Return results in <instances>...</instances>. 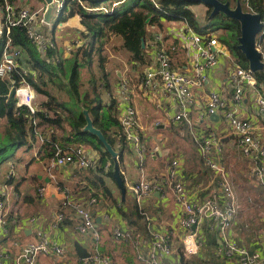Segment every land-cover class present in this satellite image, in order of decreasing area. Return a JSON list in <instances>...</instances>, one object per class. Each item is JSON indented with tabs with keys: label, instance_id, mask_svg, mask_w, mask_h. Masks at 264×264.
<instances>
[{
	"label": "built area",
	"instance_id": "2783aa9c",
	"mask_svg": "<svg viewBox=\"0 0 264 264\" xmlns=\"http://www.w3.org/2000/svg\"><path fill=\"white\" fill-rule=\"evenodd\" d=\"M65 0H53L60 13ZM107 11V9H106ZM147 20L146 33L155 52L154 63L145 71L144 79L140 82L142 89L149 93H160L158 106L163 100L176 105L175 121H190L189 109L199 113L200 121L217 115L225 122L223 133L217 134L206 130L191 128L192 138L198 148L200 156L211 170V189L207 195L201 196L202 187L190 190L184 179L185 161L175 156L167 164L164 175L154 178L143 177L140 181L128 184L144 217V228L122 229L116 227L113 236L118 241L131 242L136 250L137 259L141 264H165V260L174 257L175 246L168 231H161L154 226L153 218L141 207L142 201L154 192H164L168 188L173 193L174 200L180 208V228L182 232L181 245L186 256L197 255L201 252L205 239L204 232L218 235L220 246L218 255L227 264H264V258L252 254L245 244L239 243L233 233V225L239 215L240 204L227 173L224 163V153L230 144L249 161L251 176L264 186V140L258 134L264 129V90L259 89L255 73L249 66L243 67L235 60L229 66L227 90L221 87L210 88L204 103L196 98L194 87L204 89L210 81V74L218 67L221 56H231L227 47L214 32L201 34L185 20H172L170 28H161ZM46 11L30 9L21 6L17 0H3L0 22V35L5 38L3 58L0 61V77H12L15 72L26 74L30 70L18 61L22 56L20 47L11 44V31L15 27L26 29L28 37L37 46L39 52L44 53L50 48H58L57 40L46 34ZM171 22V21H170ZM173 40L169 44V40ZM178 41V42H176ZM77 44V43H76ZM180 45L185 51L188 63L184 68L175 66L172 51ZM78 45V44H77ZM69 47L68 51H72ZM256 47L261 53L263 67L260 70L264 85V30L256 39ZM233 58V57H232ZM18 68H21L18 71ZM33 75H36L33 72ZM248 86V89L246 87ZM17 106L25 107L31 115L41 110L37 101V93L32 84L22 77L14 87ZM121 117L120 138L131 145L138 159L141 170L147 159L148 148L143 140L138 112L134 104V90L129 80L119 82ZM249 101L256 113L251 116L243 114L245 102ZM47 114V113H45ZM40 119L32 118L35 133L40 140L50 142L48 135H43L39 128ZM54 156L51 167L73 166L79 169L97 171L101 154L84 145L65 149L57 142H52ZM13 173V172H11ZM63 210L53 216V225L58 227L65 220L64 210L71 209L80 217L77 225L82 235H89L92 241L99 242L100 234L96 228L92 212L104 202L101 195L79 200L72 195V190L63 187ZM44 188L39 189L43 193ZM9 202L8 193H0V235L9 233L7 227L6 203ZM41 219L31 220L38 225ZM36 240L24 245L19 254H13L9 249L0 250L3 264H36L41 256L62 258L65 247L55 243L40 227L35 229ZM80 264H115L109 254L101 253L98 246L90 251L89 257L81 259Z\"/></svg>",
	"mask_w": 264,
	"mask_h": 264
},
{
	"label": "crops",
	"instance_id": "0c3cea01",
	"mask_svg": "<svg viewBox=\"0 0 264 264\" xmlns=\"http://www.w3.org/2000/svg\"><path fill=\"white\" fill-rule=\"evenodd\" d=\"M17 1L21 6L46 11V19H48L49 22L45 26V31L57 40L58 51L59 54L62 55L63 59L68 60L72 58V52L68 51L70 46L73 47L72 45H74V43L81 44L85 42V38L81 34V32L85 31V26L81 23V16L79 14L70 16L64 21H59L58 17L60 13L56 10V20L54 23V19L52 17L53 10L49 16V3L47 0ZM113 1L114 6H118L123 2L119 0ZM1 16L2 6L0 5V22ZM169 22L170 21L162 20L163 29L171 27L169 26ZM171 24H173L172 21ZM2 37L3 36L0 35V61L3 58V48H1ZM169 41V44H172L173 40L171 39ZM146 44L151 46H148V48L146 47L148 54L147 64L146 66L144 65L145 69L141 72L138 71L136 73L132 68H129L128 58L131 59V53L124 47V40L121 35L111 36L107 40L106 46L104 47L103 54L106 56V77H104L102 72L101 74L98 73L94 63L80 69L82 93H89L92 97V92L96 86L101 95V110L100 117L97 118L98 122L101 121V116L106 114H110L113 117L120 119L121 107L119 102V82L124 79L129 81L131 80L130 82L134 90V104L138 112L143 140L149 147V155L145 164V173L144 168L143 170L140 169L138 159L131 145H126L122 148V143L116 139V148L114 149L119 153L118 160L120 170L127 186L125 198L122 197L121 190L114 177H104L107 186L112 189L114 198H117L118 202L120 201L119 204L116 205L110 197L104 195L99 188L94 186V182L99 175L98 171L84 170L73 166L51 167V158L47 155L49 151L39 138L36 137L34 140H31L28 145L13 149V153L10 158H8L6 163L7 172L5 174V180L0 182V186L7 184L12 186L14 185L15 191L20 193V195L23 194V196L21 200L19 198L20 201L18 204L17 201L15 205L13 204V201L6 203V213L8 212V216H12V218L17 216L19 222H14L12 220L13 222L11 221V223L9 222L10 224H7L9 233L1 241V243L4 244L3 246L8 247L5 249H9L13 254L21 253L24 245L30 241L36 240L37 236L35 229L40 227L55 243H58L59 245L66 248V246L75 247L76 243H80L90 252V249L86 244L92 243L93 241L89 235H82L78 231L77 225L81 219L77 213L66 208L64 210L66 218L63 223L58 227H54L53 225L54 214L63 210V201L65 196L61 189L64 186H69L72 189V195L79 200H85L93 195H103L104 202L92 212V216L95 220L96 228L100 233L101 242L103 238L102 250L104 253L111 255L114 258L115 264H141V262L137 259L136 250L131 242L118 241L113 237V230L116 227H120L122 229L144 228V217L137 218L133 213L137 202L133 193L128 188V184L136 183L143 177L151 179L164 175L167 164L170 160L175 156H179L185 161L184 179L188 188L193 190L196 187H202L203 190L200 193L201 196L209 193L212 186L211 170L203 163L192 135L190 136L188 133H191L190 131L192 127L195 130H206L207 132L218 134L223 133L225 122L222 118L219 119V117L217 119L209 117L208 119L200 121L198 111L193 108L189 109L190 121H175L174 116L177 108L174 103L163 100L162 105L158 106L160 93L158 91L156 94L149 93V91L142 89L140 86V82L145 78L144 75L146 69L153 65L155 58L153 45L148 37H146ZM176 45L177 48L172 51V57L175 61L174 64L175 66L184 68L188 63L187 55L180 45ZM227 57H225V55L220 57L219 65L210 74V81L204 89L194 87L193 90L199 102L204 103L211 87H221L224 90H227L228 96L231 95L227 77L229 66L231 65V62H233V58L232 56ZM124 58L127 59L124 60ZM117 65H119L120 68L117 67ZM88 74L90 75L86 81L84 76ZM94 80L96 82L95 85L92 84ZM106 81L109 86L106 85ZM246 89H248V86ZM259 89L263 91L264 85L260 84ZM38 94L37 100L39 105H41L43 101H47L48 97L42 94H40L41 97H38ZM80 106L83 107V103H81ZM255 113V108L249 101H246L243 114L253 117ZM90 116L94 123L95 117L91 114ZM63 117L67 118L70 116H65L63 114ZM3 122L6 121L3 119L2 122H0V131L3 130ZM119 126L120 123L118 126L112 125L109 128V132L114 138H116V134L114 135L113 133H117ZM39 128L43 135H48L50 138L55 137L54 139L56 142L67 145L66 147L71 148L81 144L87 146L88 149H93L101 153L89 144H82L73 141L70 138L73 128L70 122L66 119L63 121V124L59 126H51L40 121ZM258 134L264 140L263 128L258 130ZM226 150H228V148ZM227 153L224 156L225 165ZM15 160L19 163V166H15ZM127 162L131 163V165L135 168V172L129 169V164L127 165ZM108 164H110V162ZM249 166L251 167V165ZM3 169L4 166L0 163V177L4 171ZM226 169L236 192L238 191V188L240 189V185H238L237 182L240 183V180H243V178H248V174L249 177H252L250 169L247 173L244 169L239 167L237 169L232 167L230 171V168L226 165ZM114 170L115 166L113 168V173ZM230 173L233 174V179ZM10 174L13 175L11 178L12 182H10L11 184L8 183ZM251 181L252 183H255V186L257 187L255 190L258 191L259 188L264 189V186L259 185L255 179H252ZM40 188H44L43 193H39ZM263 192L259 193L260 198H255L257 206L260 205L261 208H264ZM237 194L240 208L239 215L233 225L232 233L235 239L239 243L245 244L252 254H258L260 257L264 258V212L256 209L258 212L255 211L254 214H250L249 212H251L250 210L252 209H246L247 207L244 206L246 202L242 201L238 192ZM250 201L254 200L252 199ZM252 205H254V203ZM141 207L153 218L154 226L156 228L161 231H168L174 244L179 241V246H181L183 235L181 232L182 230L179 227L181 212L179 206L174 200L173 193L170 188L164 192H154L149 194L142 201ZM120 209L126 211L131 220L134 221L133 224H131L128 219L124 217V215L120 212ZM35 217H39L41 219L38 225L31 222V220ZM19 232L24 233L26 237L24 241L20 240ZM7 242L11 243V245H8ZM175 260L176 257L174 255V257L167 258L165 260V264H171L172 262H175ZM58 262L69 264L67 257L59 258L54 256H41L36 264H57ZM75 262L77 264L81 263V259L77 255V252H75ZM0 264H3V260L1 258Z\"/></svg>",
	"mask_w": 264,
	"mask_h": 264
},
{
	"label": "trees",
	"instance_id": "16d2710c",
	"mask_svg": "<svg viewBox=\"0 0 264 264\" xmlns=\"http://www.w3.org/2000/svg\"><path fill=\"white\" fill-rule=\"evenodd\" d=\"M119 1L123 2L118 6H114L113 0H65V5L60 12L58 20L64 21L70 16L79 14L81 23L85 26V31L81 32V34L85 39L88 38L87 43L85 42L81 45L74 43L76 49L70 51L73 55L68 60L63 59L62 55L59 54L58 48H50L44 53L39 52L37 46L28 37L25 28H13L10 37L11 44L21 48L23 53L18 61L21 65L27 66L30 71L26 74L22 73V76L19 72H15L12 77H0V122L3 119L6 121L3 122V130L0 131V157L10 150L28 145L31 140L37 137L35 127L32 124L33 117H38L41 122L51 126H59L66 119L73 128L72 137L70 136L73 141L89 144L101 152L100 164L97 169L99 175L94 182V186L99 188L104 195L110 197L116 205L120 201L118 202V199L114 198L112 189L107 186L104 178L105 176H111L115 179L113 173L115 161L96 135L83 130L87 123L84 114V109L86 108L95 117V126L102 130L114 148H116V139L122 143V148L129 145L124 138L118 139L121 125L117 133H113L114 135L116 134V138L109 132V128L112 125H119V119L106 114L101 116L100 122L97 121L101 110V95L97 87H94L92 97L89 93L84 94L81 91L80 69L91 65L95 56L98 57L99 67L104 77H106V56L103 54V49L107 40L113 35H121L124 40V47L131 53L132 60L135 63L134 67L141 69L142 66L147 64L148 57L147 49L142 47L143 38L146 41L147 37V20L150 19L149 22L156 23L163 28L162 20L182 19L201 34L215 30L217 27L223 29L224 33L219 38L221 42L228 46L238 64L243 67L249 66L244 53L238 47L241 35L239 20L231 18L222 12L212 15V7L205 4L210 9L209 17H207L205 24H201L200 19L195 16L193 6L204 3L196 0H131L132 4H128V0ZM240 2L246 11L259 13L264 21V0H240ZM106 4H110V7L107 8ZM0 5L3 6V0H0ZM1 41V48H3L5 38L2 37ZM146 45L147 48L151 46L149 44ZM20 69L18 68V71ZM33 72L36 75H33ZM255 76L260 85L263 82L260 71L256 72ZM22 77H25L32 84L37 93L48 97L47 101L41 103V110L35 115H31L27 108L17 106V98L13 87L18 84ZM95 83L94 80L92 84L95 85ZM106 85L109 86L107 81ZM70 102H75L77 106L75 103L72 104ZM81 103H83V107L80 106ZM62 110H67L70 117H63ZM54 138L51 137L50 142L44 143L49 151L47 155L50 158L54 156V147L52 146V142H56ZM57 143L65 149L70 148L66 147L67 145ZM201 159L205 164L202 157ZM109 162L110 164H108ZM12 177L13 175L10 174L9 184L12 182ZM137 205H135L133 213L137 218H142L143 215ZM120 212L131 224L134 223L126 211L120 209ZM13 218L12 216L8 217V224L11 223ZM204 239V246L206 245L208 255L201 257L200 264H227L226 260L217 253V249L220 246L218 235L210 233L206 229ZM178 262L179 264H190L189 261H185L183 255L178 258Z\"/></svg>",
	"mask_w": 264,
	"mask_h": 264
},
{
	"label": "rangeland",
	"instance_id": "374dc122",
	"mask_svg": "<svg viewBox=\"0 0 264 264\" xmlns=\"http://www.w3.org/2000/svg\"><path fill=\"white\" fill-rule=\"evenodd\" d=\"M236 3H237V0H230V4H231V6L232 7H235L236 6ZM128 4H132V1L131 0H128ZM49 7H50V5H49ZM52 7H53V13H52V17H53V19H54V23H55V20H56V8H57V4H52ZM106 7L107 8H109L110 7V4H106ZM244 10H245V8H243ZM35 10V9H34ZM193 11H194V13H195V16L196 17H198L199 19H200V21H201V24H205L206 23V19H207V17H209V11H210V9L205 5V4H198V5H195V6H193ZM246 11V10H245ZM165 24H166V22H165ZM169 26H172V24H171V22H169ZM210 32H214L215 33V35H217L219 38H220V35H222L223 33H224V30L223 29H221V28H216L215 30H210ZM46 34H48L47 33V31H46ZM88 37V36H87ZM85 42L87 43L88 42V38H86L85 39ZM85 42H83V43H81V44H84ZM81 44H78V45H81ZM225 44V43H224ZM86 45V44H85ZM106 46V43H105V45H104V47ZM225 46L227 47V49H228V51H229V53H230V55L233 57V61L235 60L236 61V59H235V57L231 54V52H230V50H229V48H228V46L225 44ZM76 49V47L72 50V51H74ZM103 51H104V49H103ZM222 57V56H221ZM225 57H227V56H225ZM228 58V57H227ZM127 58H124V60H126ZM94 63V66L96 67V69H97V71H98V73L99 74H101V69H100V67H99V59H98V57L97 56H95L94 57V60H93V62H92V64ZM232 63L233 62H231V65H232ZM91 64V65H92ZM128 65H129V68L131 69H133L136 73L139 71V72H141L143 69H145V66H142L141 67V69H139V68H135L134 67V65H135V63L133 62V60H132V57H131V59L130 58H128ZM230 65V66H231ZM117 67H119L120 68V66L119 65H117ZM116 67V68H117ZM137 70V71H136ZM89 75L90 74H88V75H85L84 77H85V80L87 81V79H88V77H89ZM131 81V80H130ZM131 83V82H130ZM38 94V93H37ZM62 94H64L63 92H62ZM38 97H41V95L40 94H38ZM41 99V98H40ZM38 101V100H37ZM70 103H72V104H74L75 102H70ZM75 105H76V103H75ZM77 106V105H76ZM61 113L62 114H64L65 116H70V114L68 113V111L67 110H62L61 111ZM218 134V133H217ZM219 134H221V133H219ZM188 135H190L191 136V133H188ZM189 136V137H190ZM37 138H39L38 136H37ZM39 140H40V138H39ZM41 141V140H40ZM87 147V146H86ZM88 148V147H87ZM147 148H148V154H149V147H148V144H147ZM34 151H36V150H34ZM227 151H228V153H229V156H228V153H227ZM13 153V150H10V151H8V152H6L3 156H1L0 157V163H2V165L4 166V171H3V173H2V175H1V177H0V182H3L4 180H5V174H6V172H7V170H6V163H7V160H8V158H10V156H11V154ZM226 153H227V159L225 160V162H226V165L230 168V171H231V168L232 167H234V168H241V169H244L245 171H246V173L248 172V170L250 169V163H249V161L246 159V157H244L241 153H239L231 144H230V146L228 147V150H226L225 151V153H224V156L226 155ZM37 157H39V156H37ZM147 158H148V156H147ZM147 160V159H146ZM131 162V161H130ZM128 163L127 162V165L129 164V169L130 170H132V171H134L135 172V168L131 165V163ZM146 162L147 161H145V164H146ZM145 164H144V166H143V168H144V173H145ZM15 166H19V163L15 160ZM230 175H232V179L234 178L233 177V174L232 173H230ZM246 175V174H245ZM8 176H9V174H8ZM238 178V177H237ZM237 178H236V180H237ZM254 179L253 177H249V174H248V178L247 177H245V178H243V180H240V183H238L237 181V184L238 185H240V189L238 188V193H239V195H240V198L242 199V201H244V202H246L245 204H244V206L245 207H247L246 209H248V208H251L252 210H250L251 212H249L250 214L252 213V214H254L255 213V211H257L256 209H258L259 211H262V212H264V208H261L260 207V205H258L257 206V202H256V200H255V198H260L259 197V193H261V192H263L264 191V189L262 188H259V190L257 191V190H255L257 187L255 186V183H252V179ZM234 182H235V180H234ZM65 187V186H64ZM66 187H68L70 190H72L71 189V187H69V186H66ZM234 187V186H233ZM15 187H14V185L12 186V185H3V186H0V193H2V192H7L8 193V198H9V202H11V201H13L14 203V205L16 204V201H17V204L19 203V201L22 199V196H23V194H21L20 195V193H18L17 191H15V189H14ZM234 190H235V188H234ZM235 192H236V190H235ZM237 192H236V195H237V198H238V194H237ZM22 193H25V192H22ZM264 193V192H263ZM19 198H20V200H19ZM254 200V201H250V200ZM239 201V200H238ZM263 202V201H262ZM254 203V205H252ZM247 205V206H246ZM254 209V210H253ZM258 212V211H257ZM8 213V212H7ZM246 215H247V213H246ZM258 216V215H257ZM8 214H7V223H8ZM13 221L14 222H19L18 221V219H17V216H14V218H13ZM110 228H112V227H110ZM20 234H19V238H20V240H25L26 239V237H25V235H24V233L23 232H19ZM100 234V233H99ZM5 237V236H4ZM3 234H1L0 235V249H5V248H8V247H6V246H3L4 244H2L1 243V241L3 240ZM6 239V238H5ZM102 243V244H101ZM7 244L8 245H11V243H8L7 242ZM87 245V247L90 249V251H94V248L96 247V246H98V249H99V251L101 252V253H104V251L102 250V247H103V238H102V242H101V240L97 243V242H95V241H93L92 243H87L86 244ZM175 245V248H176V250H175V257H176V260H175V262H173V264H179V262L177 261L178 260V258L180 257V256H184L185 257V261L187 260V261H189V263L190 264H195V263H201V257H203V256H207L208 255V252H207V248H206V245L202 248V250H201V252L199 253V254H197V255H193V256H186L184 253H183V248H182V245L181 246H179V241L177 242V243H175L174 244ZM68 252H69V254H68ZM75 247H73V246H70V247H68V246H66V248H65V254H64V258L65 257H67V261H69L68 263L69 264H77L76 262H75ZM107 252V251H106ZM104 254H106V253H104ZM57 264H65V263H63V262H58ZM136 264H138V263H136ZM203 264H205V263H203Z\"/></svg>",
	"mask_w": 264,
	"mask_h": 264
},
{
	"label": "water",
	"instance_id": "95a60500",
	"mask_svg": "<svg viewBox=\"0 0 264 264\" xmlns=\"http://www.w3.org/2000/svg\"><path fill=\"white\" fill-rule=\"evenodd\" d=\"M50 7L48 9L49 16L51 11L53 10L52 1L47 0ZM201 1L202 3L209 5L212 7L211 14H216L218 12H222L225 15L237 19L241 24V35L239 37V49L244 53L249 67L254 71L258 72L262 69L263 63L261 61V53L256 47V39L259 33L264 28V21L262 16L259 13L245 11L240 0L237 1L236 6L232 7L230 1L223 2L221 0H196ZM150 20V19H149ZM142 47L146 48V41L143 38ZM84 114L86 118V125L84 126V130L89 131L96 135L98 139L103 143L106 150L112 155L115 161V170L114 176L119 185V188L122 193V197L125 198L127 193V186L125 179L121 173L120 165H119V153L114 149L113 145L108 141L105 134L101 129L97 128L93 120L89 114L87 109H84ZM213 119H217V115L211 116ZM76 252L80 259H85L89 257L90 252L87 248H85L80 243H76Z\"/></svg>",
	"mask_w": 264,
	"mask_h": 264
}]
</instances>
